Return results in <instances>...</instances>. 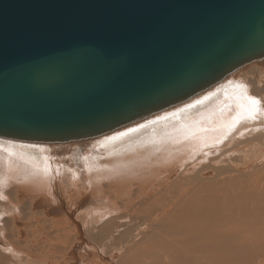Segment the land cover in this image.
I'll list each match as a JSON object with an SVG mask.
<instances>
[{
  "label": "bare ground",
  "instance_id": "bare-ground-1",
  "mask_svg": "<svg viewBox=\"0 0 264 264\" xmlns=\"http://www.w3.org/2000/svg\"><path fill=\"white\" fill-rule=\"evenodd\" d=\"M225 78L93 139L0 136V264H264V56Z\"/></svg>",
  "mask_w": 264,
  "mask_h": 264
},
{
  "label": "water",
  "instance_id": "water-1",
  "mask_svg": "<svg viewBox=\"0 0 264 264\" xmlns=\"http://www.w3.org/2000/svg\"><path fill=\"white\" fill-rule=\"evenodd\" d=\"M264 56V0H0V136L93 139Z\"/></svg>",
  "mask_w": 264,
  "mask_h": 264
},
{
  "label": "snow or ice",
  "instance_id": "snow-or-ice-1",
  "mask_svg": "<svg viewBox=\"0 0 264 264\" xmlns=\"http://www.w3.org/2000/svg\"><path fill=\"white\" fill-rule=\"evenodd\" d=\"M249 103L251 105H258L259 104V101L255 100L254 98H249Z\"/></svg>",
  "mask_w": 264,
  "mask_h": 264
},
{
  "label": "rangeland",
  "instance_id": "rangeland-1",
  "mask_svg": "<svg viewBox=\"0 0 264 264\" xmlns=\"http://www.w3.org/2000/svg\"><path fill=\"white\" fill-rule=\"evenodd\" d=\"M73 245H75V243H73Z\"/></svg>",
  "mask_w": 264,
  "mask_h": 264
}]
</instances>
